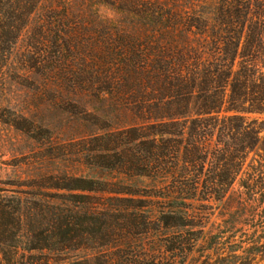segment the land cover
<instances>
[{
  "label": "rangeland",
  "instance_id": "374dc122",
  "mask_svg": "<svg viewBox=\"0 0 264 264\" xmlns=\"http://www.w3.org/2000/svg\"><path fill=\"white\" fill-rule=\"evenodd\" d=\"M23 1L16 0L11 12L23 11ZM233 5V0H42L5 53L2 29L16 18H0V208L20 212L25 221L35 208L74 215L79 220L74 235L90 238V245L96 242L89 227H102L97 222L106 218L100 212L108 209L115 230L103 242L109 246L59 254L67 264H95L101 254L112 259L129 244H166L174 233L183 241L194 239L185 264L234 254L239 263L250 257L252 264H264V253L250 252L264 245V198L242 187L255 172L248 164L259 168L255 154L223 200H185L186 224L192 227L142 236L124 229L134 213L150 211L135 206H149L156 191L146 176L149 124L138 117L134 94H128L122 61L132 59L135 49L147 53L154 43L162 42L165 50L173 41L182 48L179 37L188 36L191 25L192 31L201 24L215 34L219 9ZM259 123L264 136V115ZM51 240L60 242L57 236ZM18 243L24 249L36 241L24 229ZM200 246L207 250L199 252Z\"/></svg>",
  "mask_w": 264,
  "mask_h": 264
},
{
  "label": "trees",
  "instance_id": "16d2710c",
  "mask_svg": "<svg viewBox=\"0 0 264 264\" xmlns=\"http://www.w3.org/2000/svg\"><path fill=\"white\" fill-rule=\"evenodd\" d=\"M41 1L24 0V10L13 13L16 0H0V18H16V22L2 29L3 53L16 45ZM233 1L231 8L219 9L215 34L201 24L196 26L197 31H192L191 25L186 31L189 35L179 37L182 44L175 41L182 48L173 45V41L171 48L165 50L162 42L154 43L156 46H151L147 53L135 49L132 59L122 61L128 94H134L138 117L149 124V134L144 137L149 144L146 176L151 178L156 191L149 195V206H135L150 211L132 215L127 221L129 225L124 227L129 235L192 227L186 224L185 200H223L241 173L245 174L244 166L251 154L258 158L253 161L260 169L249 163L248 168L255 172L242 187L247 195L260 194L264 198V136L259 123V116L264 115V0ZM100 213L106 219L97 222L100 228L89 227L88 233L95 236L96 242L90 245V238L74 235L72 228L79 221L74 215L35 208L25 221L20 212H9L2 206L0 264H67L59 254L107 248L109 244L103 242L115 230L107 221L111 216L105 214L110 211ZM102 228L104 233L100 236ZM24 229L36 243L21 249L18 239ZM174 234L175 241L167 240L166 244H129L112 259L101 254L95 264H185L187 253L193 251L194 239L183 241L180 233ZM54 236L59 243L52 242ZM77 237L79 243L87 244H77ZM253 248L250 252L264 253V245ZM206 250L200 246L199 252ZM33 252L39 256L27 257V253ZM158 254H162L163 261ZM239 259L234 254L212 263L208 257L202 264H252L255 260L249 257L239 263ZM68 264L89 263L83 260Z\"/></svg>",
  "mask_w": 264,
  "mask_h": 264
}]
</instances>
